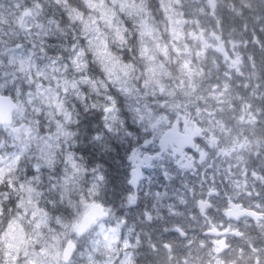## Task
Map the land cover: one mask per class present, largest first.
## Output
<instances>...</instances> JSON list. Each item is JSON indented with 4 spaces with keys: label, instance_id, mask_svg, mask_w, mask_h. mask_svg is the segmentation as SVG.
I'll return each mask as SVG.
<instances>
[{
    "label": "clouds",
    "instance_id": "1",
    "mask_svg": "<svg viewBox=\"0 0 264 264\" xmlns=\"http://www.w3.org/2000/svg\"><path fill=\"white\" fill-rule=\"evenodd\" d=\"M181 7L0 0V264H264V174L243 167L244 153L264 156V122L229 72L211 83L201 67L210 55L215 69L244 76V56L219 25L177 19ZM227 10L264 18V0H229ZM172 51L187 82L158 58ZM113 145L126 162L143 149L151 170L179 185L173 238L144 253L121 240L118 213L137 198L112 202L99 157Z\"/></svg>",
    "mask_w": 264,
    "mask_h": 264
},
{
    "label": "flooded vegetation",
    "instance_id": "2",
    "mask_svg": "<svg viewBox=\"0 0 264 264\" xmlns=\"http://www.w3.org/2000/svg\"><path fill=\"white\" fill-rule=\"evenodd\" d=\"M163 54H160L162 56ZM231 56V52H229ZM244 56V55H243ZM249 58L252 55H247ZM196 57V55H195ZM193 58V57H191ZM209 66L206 70L210 69L211 56ZM197 59V57H196ZM252 59L246 60L244 58L245 73L244 76L236 75L234 72L227 69L225 64L221 63L219 70L215 69L214 79H208L206 82L219 83L220 78L229 79V77H234L231 79L233 87L236 88L237 93L245 98V101L250 104V111L253 115L257 116L258 121L264 122V107H260L256 104L255 98H263L257 93L249 88L246 83L248 78V73L246 66H253ZM197 63V61H195ZM247 63V65H246ZM205 62L201 65L204 69ZM167 69L166 65L164 66ZM229 72V77H224L223 73ZM206 76L210 75L205 73ZM187 82V81H186ZM247 85V86H245ZM248 93V95H246ZM233 104L239 113L242 104L241 101H233ZM253 131L259 133V127L255 130L251 126H245V134H252ZM122 148V145L119 146ZM246 160L243 163V167L247 170L246 175L251 176L252 171H260L264 174V156L255 155L250 153H244ZM124 157V155H123ZM122 170V182L117 186L114 183L112 177L109 178L110 191L109 195L112 197V202L120 200L122 196L133 195L137 198V202L134 206L125 209H120L118 215L125 216L127 219V224L123 226L120 232L121 240L127 239L129 245H136L139 243V247L136 250H147L149 244L159 247L162 243L171 240L174 233H169L165 229L171 228L173 223H176L168 209L170 206H174L176 197L178 196L177 188L179 185L173 181H165L158 171L151 170L150 164L147 162L145 151L139 150L136 153L135 159L131 161H125V157L121 160V163L117 165ZM136 167L139 171L138 179L135 185L129 184L128 181L132 179L131 169ZM239 167V165L237 166ZM106 175L108 176V170H106ZM148 212L152 217V221L149 222L145 219L143 213ZM129 251H133L130 247Z\"/></svg>",
    "mask_w": 264,
    "mask_h": 264
},
{
    "label": "trees",
    "instance_id": "3",
    "mask_svg": "<svg viewBox=\"0 0 264 264\" xmlns=\"http://www.w3.org/2000/svg\"><path fill=\"white\" fill-rule=\"evenodd\" d=\"M228 4L229 0H215V7L213 8L209 5L208 0H183L180 12L188 19H198L205 27L210 25L212 28H216L219 25L223 29L226 40L230 38V33L234 35L235 40L240 44L239 51L244 55L246 60L250 61V58L247 56L248 54L254 57V61H252L253 66L249 67L246 63L248 73L246 83L249 85V88L254 91V94L257 93L259 96H263V98H255V102L260 107H264V51L261 50L262 47H264V30H262L264 29V18H234V14L227 10ZM209 13H211V15H209ZM213 16L215 19H213ZM253 33L259 38V44L252 42ZM186 42L191 44L190 40H187ZM175 55L176 53L172 51L169 61H167V65L171 66L168 69L172 70L174 75L180 76V72L170 63L172 57ZM181 55L185 54L181 53ZM191 57L197 61L195 52L192 53ZM208 62H210L209 58L205 61L206 64L204 66V72L210 74L206 76V78L214 79V67L210 66V69L206 70L209 66ZM242 70H245V68ZM195 79L198 80L199 78ZM185 81H187V79H185ZM246 95H248V93ZM113 147L116 148L115 154L109 152L106 158L104 156L99 157V162L107 165L108 177L113 178L117 188L122 182V170L117 165L121 163V160L124 157L120 147H117L116 145H113ZM91 160L95 161L97 160V157L93 154ZM146 251L147 250L143 249L136 250L135 252L144 253ZM137 264H146L143 256L137 260Z\"/></svg>",
    "mask_w": 264,
    "mask_h": 264
},
{
    "label": "rangeland",
    "instance_id": "4",
    "mask_svg": "<svg viewBox=\"0 0 264 264\" xmlns=\"http://www.w3.org/2000/svg\"><path fill=\"white\" fill-rule=\"evenodd\" d=\"M182 1L183 0H181V3H182ZM182 13L180 12V9H178L177 10V19H179V17H180V15H181ZM183 15V14H182ZM174 43H177L176 41H173V44ZM170 57V56H169ZM159 58V60L161 61V63L165 66L166 65V67H167V69L168 68H170L171 66L170 65H167V61H165V59H164V56L162 55V56H159L158 57ZM191 59V61H192V63L193 64H195V60L193 59V58H190ZM169 61V60H168ZM169 70V69H168ZM189 70H190V68H189ZM170 71H172V70H170ZM160 76H161V78H163V72L161 71L160 72ZM180 78L181 79H183V80H185V79H187V77L185 76V75H183V74H181L180 73ZM185 78V79H184ZM179 82V81H178ZM186 82V81H185ZM249 111H250V109H249ZM245 116H246V114H245ZM137 179L135 178V181H136Z\"/></svg>",
    "mask_w": 264,
    "mask_h": 264
},
{
    "label": "water",
    "instance_id": "5",
    "mask_svg": "<svg viewBox=\"0 0 264 264\" xmlns=\"http://www.w3.org/2000/svg\"><path fill=\"white\" fill-rule=\"evenodd\" d=\"M132 173L133 172H137L138 173V175H139V171H138V169L136 168V167H134V168H132V171H131ZM132 173H131V175H132ZM138 175H136V179H138L137 177H138ZM132 178H133V176H132Z\"/></svg>",
    "mask_w": 264,
    "mask_h": 264
},
{
    "label": "snow or ice",
    "instance_id": "6",
    "mask_svg": "<svg viewBox=\"0 0 264 264\" xmlns=\"http://www.w3.org/2000/svg\"><path fill=\"white\" fill-rule=\"evenodd\" d=\"M136 156V153H133L132 159L134 160ZM147 159V158H146ZM134 177H135V173H134ZM98 207V206H97Z\"/></svg>",
    "mask_w": 264,
    "mask_h": 264
}]
</instances>
